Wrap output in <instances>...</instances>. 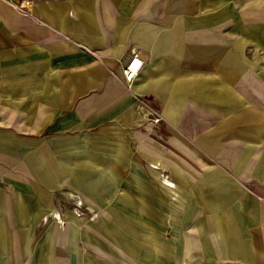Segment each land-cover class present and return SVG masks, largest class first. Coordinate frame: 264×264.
Returning <instances> with one entry per match:
<instances>
[{"label":"crops","instance_id":"0c3cea01","mask_svg":"<svg viewBox=\"0 0 264 264\" xmlns=\"http://www.w3.org/2000/svg\"><path fill=\"white\" fill-rule=\"evenodd\" d=\"M22 3L0 0V264H264V0Z\"/></svg>","mask_w":264,"mask_h":264},{"label":"built area","instance_id":"2783aa9c","mask_svg":"<svg viewBox=\"0 0 264 264\" xmlns=\"http://www.w3.org/2000/svg\"><path fill=\"white\" fill-rule=\"evenodd\" d=\"M7 2L11 3L16 9H18L21 12L26 13L27 10L23 8V1H28V0H16V1H11V0H6ZM141 60L138 58L136 53H132L127 61L124 64L123 68V80L125 83L129 84L135 74L137 73L139 66H140Z\"/></svg>","mask_w":264,"mask_h":264}]
</instances>
